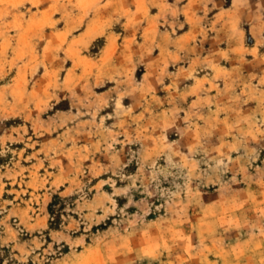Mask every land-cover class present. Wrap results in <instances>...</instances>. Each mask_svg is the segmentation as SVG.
<instances>
[{
    "label": "rangeland",
    "instance_id": "rangeland-1",
    "mask_svg": "<svg viewBox=\"0 0 264 264\" xmlns=\"http://www.w3.org/2000/svg\"><path fill=\"white\" fill-rule=\"evenodd\" d=\"M0 264H264V0H0Z\"/></svg>",
    "mask_w": 264,
    "mask_h": 264
}]
</instances>
